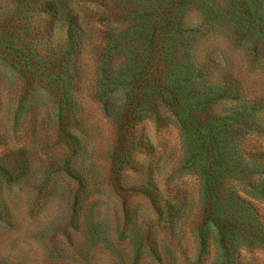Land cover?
I'll use <instances>...</instances> for the list:
<instances>
[{
	"label": "rangeland",
	"instance_id": "374dc122",
	"mask_svg": "<svg viewBox=\"0 0 264 264\" xmlns=\"http://www.w3.org/2000/svg\"><path fill=\"white\" fill-rule=\"evenodd\" d=\"M0 264H264V0H0Z\"/></svg>",
	"mask_w": 264,
	"mask_h": 264
}]
</instances>
